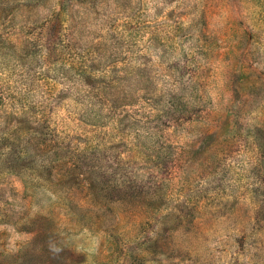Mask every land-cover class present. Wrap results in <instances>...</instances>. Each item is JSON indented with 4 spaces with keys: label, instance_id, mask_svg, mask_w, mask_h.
Segmentation results:
<instances>
[{
    "label": "rangeland",
    "instance_id": "obj_1",
    "mask_svg": "<svg viewBox=\"0 0 264 264\" xmlns=\"http://www.w3.org/2000/svg\"><path fill=\"white\" fill-rule=\"evenodd\" d=\"M60 1L0 0L27 64L0 59V115L57 128L71 159L61 184L41 154L0 174V264H264V0H70L55 67ZM88 50L94 91L70 61Z\"/></svg>",
    "mask_w": 264,
    "mask_h": 264
},
{
    "label": "trees",
    "instance_id": "obj_2",
    "mask_svg": "<svg viewBox=\"0 0 264 264\" xmlns=\"http://www.w3.org/2000/svg\"><path fill=\"white\" fill-rule=\"evenodd\" d=\"M70 2V0H61L59 2V9L55 12L52 20L43 30V59L55 67H58L60 62H63L67 58L63 53L67 41L65 34L66 16H64V14V17L62 16V11L64 13L66 6L70 4ZM8 36L9 35L6 36L1 32L0 27V59L5 61V63L15 62L19 66L27 67V64L23 61L24 55L20 54V45L15 43L11 36L10 38ZM28 47H31L30 40L26 43V48ZM97 49L99 51V48ZM31 54V50L27 49L25 52L26 62ZM70 61L75 66L81 65L82 71L78 72L80 79L89 87V90H96V82H99L98 76L100 75L97 70L98 57L96 54L92 50H88L87 54L78 52L76 55L70 56ZM181 95H184V99L187 98L185 88L179 85L178 91H173L171 103L169 102L171 106L170 109H172L174 105H177L175 100H179ZM6 97H8V93L6 92H3L0 96V98ZM180 107V110L178 109L179 113L188 109L190 107L189 100L184 104L181 103ZM34 123H37V127H35ZM44 123V121H33L24 109L11 110V112L4 117L0 115V174L17 173L25 167H30L27 164V157H34L41 154L46 160L43 164L42 172H39L38 178L43 179L45 182L46 177L43 173L49 171L52 174L56 171L58 176L56 179L53 177L50 178V185L56 182L59 184L66 182L67 178L58 173L59 167L64 161H66L65 164L71 162V159L66 160V152L69 148L63 138V134L57 128H49ZM3 139L13 140V142L4 146ZM37 140L38 142H36ZM155 148H153V150H155ZM50 158H56V162L53 166L47 163ZM35 173L37 174L38 172L35 171ZM27 220L28 216L24 218V221L27 222Z\"/></svg>",
    "mask_w": 264,
    "mask_h": 264
}]
</instances>
